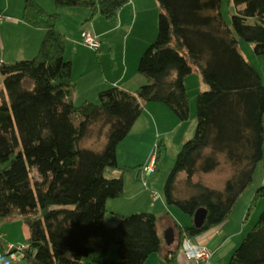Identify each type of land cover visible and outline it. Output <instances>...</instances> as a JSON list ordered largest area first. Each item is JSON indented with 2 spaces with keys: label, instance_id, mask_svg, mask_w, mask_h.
I'll list each match as a JSON object with an SVG mask.
<instances>
[{
  "label": "trees",
  "instance_id": "obj_1",
  "mask_svg": "<svg viewBox=\"0 0 264 264\" xmlns=\"http://www.w3.org/2000/svg\"><path fill=\"white\" fill-rule=\"evenodd\" d=\"M130 1L54 0L56 11L48 13L36 0H25L24 22L43 29L45 37L31 60L0 64V221L21 217L28 227L21 251L27 264H85L112 245L118 261L102 264H145L164 251L156 214L119 216L116 226L106 224L107 202L123 197V175L134 168L111 179L106 171L119 170L118 146L145 103L163 104L179 121L190 120L185 80L194 72L207 89L198 93L195 134L182 146L164 196L167 206L193 221L199 209L207 217L201 228L173 224L176 240L165 254L167 264L186 240L228 221L263 159L264 80L240 42L264 56V0H233L231 26L222 0H157L158 36L138 67L147 83L135 93L112 87L98 94V102L74 104L73 64L64 57L67 38L57 28L60 12L85 8L90 20L116 19ZM165 151L157 146L156 163ZM222 156L232 170L223 191L194 181L215 172ZM259 198L264 184L253 203ZM228 264H264V211Z\"/></svg>",
  "mask_w": 264,
  "mask_h": 264
},
{
  "label": "crops",
  "instance_id": "obj_2",
  "mask_svg": "<svg viewBox=\"0 0 264 264\" xmlns=\"http://www.w3.org/2000/svg\"><path fill=\"white\" fill-rule=\"evenodd\" d=\"M36 1L44 8L46 7L40 0ZM24 3V0H19L17 5L21 10L18 12H11V1H8L6 8L0 6V17L2 18L0 22V64H15L31 60L38 54L44 40L45 31L43 29L32 27L24 22L22 13L24 12ZM47 7L46 9L56 11L54 0H48ZM154 9L156 11L154 0H131L119 12L116 19L96 16L90 20L91 13L85 8L65 9L60 12L61 18L57 23V28L67 38L64 57L73 64V102L76 106L86 101H97L101 91L112 87L135 93L147 83L146 78L139 74L138 67L142 55L157 39L155 38L158 35L155 31L157 17H155ZM83 32L91 33L100 42L101 47L98 52L84 45L81 36ZM3 39H6L8 43L4 42ZM258 60L262 66L264 57ZM250 63L258 70L264 80L262 72L264 70H259L252 61ZM194 115L195 112L192 111L191 123L190 120L181 122L163 104H144L142 115L117 149L119 170L116 172L121 175L120 169L124 167L134 168V170L123 175L125 184L123 197L118 199L121 200L118 201L119 203L112 206L116 207V211L124 213L126 206L130 204L136 206L137 211H148L147 213L156 214L160 219L159 227H164V234L169 228L175 230L174 223L179 226H191L193 224V220L190 225L183 224L177 216L178 214L168 208H164L163 212L159 210V206L155 204L158 201H153L149 195L151 189L144 191L140 184V171L148 163L153 144L158 138L162 136H167L168 140L176 138L179 147L182 148L187 141L194 137L197 125ZM165 121L170 124L167 128L163 126ZM157 165L158 163L155 172ZM113 202L111 200L107 202V213ZM165 204V202L164 205L162 203L160 207L167 206ZM107 218L106 214L105 222H107ZM111 223L113 225L117 223V220ZM226 223L190 240L194 244L206 247L213 253L212 257L203 264L227 263L226 256H222L221 252L232 244L236 235H222L225 233H222L225 230V227L222 226ZM220 227L224 228L221 229V232L217 231ZM221 236L225 238L221 240L223 238H220ZM171 246L166 244L162 253L153 254L145 264H167L165 254L170 251ZM234 249L228 254L232 255ZM176 252L172 264H195L186 259L182 246Z\"/></svg>",
  "mask_w": 264,
  "mask_h": 264
},
{
  "label": "rangeland",
  "instance_id": "obj_3",
  "mask_svg": "<svg viewBox=\"0 0 264 264\" xmlns=\"http://www.w3.org/2000/svg\"><path fill=\"white\" fill-rule=\"evenodd\" d=\"M8 1L9 2L11 1V12H18L21 10L17 5L19 0H0V6H2L3 8H6V6L8 5L7 4ZM40 1L43 2V4L46 6L45 9L48 8L47 7L48 0H40ZM154 1L156 5V11L154 9V13H156L155 17H157L156 18L157 27L155 31L157 34L158 33L159 7H158L157 0H154ZM221 10H222V15L225 21L227 22L229 26H231L232 16L236 13L233 0H222ZM46 11L48 13L55 12V11H51V9H46ZM249 23L254 24L255 21L251 19L249 20ZM2 36L4 38L3 33H2ZM157 36L158 35H156L155 38H157ZM3 40L4 42L8 43L6 39H3ZM82 40H83V37H82ZM240 50L243 53L247 61H250V62L252 61L254 65L257 68H259V70L261 71L264 70V60H262V63H263L262 66L260 65V62L258 60V59H263L264 56H257L255 54L253 44L245 42V41H241ZM95 52H98V51H95ZM262 72L264 74V71ZM185 85H186L187 92L189 95L191 112L192 111L195 112L194 118H195V124H196L197 123V120H196L197 96L199 92L206 90L207 86L203 83L201 74L199 72H194L192 75H190L185 80ZM95 102H98V100ZM191 121H192V118L190 119V123ZM169 125L170 124L167 121H165V123L163 124L165 128H167ZM159 144H161V146L163 144L166 147V151L163 154H161L159 157L156 172H154L149 178H147L146 182L148 184V188L144 187L141 178H140V184L144 191L151 189L150 194L148 193L150 196L152 192H156L160 195V198L157 200L158 203H155L156 205L159 206L158 207L159 210L163 212L164 208L165 209L168 208L172 210L173 212L175 211L178 214L177 216H179L181 222H183V224L190 225L192 224V218L189 215L185 214L179 207H176V206L160 207L162 203L164 205V202H165L164 190H165V183H166L167 177L174 167L177 156L179 152L181 151V147H179L180 145L178 144L176 138L168 140L167 136H162L158 138L153 144V147H152L153 150H152L151 156L153 154L155 155L157 154V146ZM122 169L123 168H121V170ZM116 171L117 170L115 171L107 170L106 177L110 179L119 177L120 174L119 172H116ZM231 175H232V170L230 166L226 164L224 156H222L221 165L215 172L210 173V174H197L194 178V181L201 182L211 189L223 191L225 188L226 182L231 177ZM263 184H264V148H263V159L256 167V171L254 174L252 184L240 196L235 207L233 208L232 213L229 216L227 223L222 226V227H225V230L222 231V233L223 232L225 233L222 235L224 236L236 235L235 238L233 239L232 244L228 245V247L221 252L222 256L224 257L226 256V261H227L226 264L229 263L230 258L232 256V255H229L228 253L231 252L234 248H235L234 249L235 251L241 245V243L243 242L248 232L256 224L260 215L264 211V198H259L253 203L255 194L257 193L259 188L263 186ZM111 201H114V202L113 204L109 206V210L107 213L108 218L106 222V224H108V226L110 227H114L118 224L119 216H130L133 214L148 212V211H145V212L137 211L138 209H135L136 206H132L128 204L126 206V209L123 211L124 213H119V211H116V207H112V206L115 203H119L118 201H121V200L115 199ZM248 214H249V217L247 218ZM116 220H117V223L112 225L111 222H116ZM222 227H220L217 231L221 232V229H224ZM163 228L164 227L160 226L159 230H160V233L164 234ZM28 237H29L28 227L25 225L21 217H16L12 220H7V221H0V264H27L25 261H23L22 253L20 251L14 252V254L19 259V262L11 261L10 256H7V254H9V252L11 251L10 249L11 245L15 246L18 249L24 248L26 246ZM222 237L223 236H221L220 238ZM224 238L225 237H223L221 240H223ZM103 259L118 261L119 259L118 247L116 245H112L109 252L106 255L86 258L85 264H102Z\"/></svg>",
  "mask_w": 264,
  "mask_h": 264
},
{
  "label": "built area",
  "instance_id": "obj_4",
  "mask_svg": "<svg viewBox=\"0 0 264 264\" xmlns=\"http://www.w3.org/2000/svg\"><path fill=\"white\" fill-rule=\"evenodd\" d=\"M2 21V18L0 17V22ZM83 43L86 47H88L91 50L99 51L100 50V42L96 39L95 36H93L89 32H83ZM156 168V155L153 154L148 163L145 164L140 171V178L143 182V185L145 188H148L147 184V178H149L154 172ZM151 198L153 201H157L160 198V195L156 192H152ZM11 251L9 252V256L11 261L13 262H19V259L14 254L16 251H22L24 248L18 249L15 246H10ZM182 250L185 254V257L188 261H192L195 264H203L207 262L213 255L211 251H209L206 247L194 244L190 240H186L182 245Z\"/></svg>",
  "mask_w": 264,
  "mask_h": 264
},
{
  "label": "water",
  "instance_id": "obj_5",
  "mask_svg": "<svg viewBox=\"0 0 264 264\" xmlns=\"http://www.w3.org/2000/svg\"><path fill=\"white\" fill-rule=\"evenodd\" d=\"M207 211L205 209H199L194 216V226L201 228L206 221ZM164 240L168 246L173 245L175 241V233L172 228H169L164 234Z\"/></svg>",
  "mask_w": 264,
  "mask_h": 264
}]
</instances>
